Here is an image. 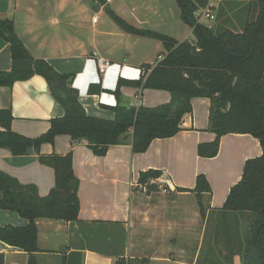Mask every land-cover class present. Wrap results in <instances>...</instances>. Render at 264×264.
Instances as JSON below:
<instances>
[{"label": "crops", "instance_id": "crops-1", "mask_svg": "<svg viewBox=\"0 0 264 264\" xmlns=\"http://www.w3.org/2000/svg\"><path fill=\"white\" fill-rule=\"evenodd\" d=\"M222 1L216 2L214 19H208L211 26L223 21L221 13L225 15L226 9L218 7ZM234 1L226 2L232 5ZM247 1L241 4V20ZM109 11L134 27L165 33L179 42L192 39L188 38L192 28L181 20L174 0H105L101 4L93 0H0V18L12 19L16 34L30 54L44 59L59 73L74 74L72 85L86 113L106 119L114 117L113 110L106 106H115L117 100L102 89H114L119 77L137 79L144 65H154L156 61L152 60L166 54L160 40L124 31ZM96 57L111 62L105 73L97 70ZM10 68L9 45L0 37V70ZM120 92V103L128 107H154L170 100V93L164 90L122 86ZM191 105L192 112L182 117V129L172 137L152 140L143 153L132 151L130 137L110 146L103 156L95 155L85 142H72L66 135L41 145L42 154L72 152L73 169L79 179V213L77 220L68 222L36 220L39 251L35 256L40 264H59L61 256L71 251L82 253V264H113L119 257L135 258L130 235L132 197L134 190H141L137 186L139 172L149 168L161 171L155 182L167 185L173 196L193 197L195 215L199 214L195 194L177 192L175 188L192 189L196 176L203 173L211 188V193L202 197L206 216L213 213L218 217L212 209L222 206L230 187L240 179L244 161L259 156L261 147L250 134L229 133L220 138L216 156H199L197 144L215 137L206 130L210 100L195 97ZM195 107L199 108V116ZM5 108H10L13 116L12 130L28 137L39 136L48 129L52 117L64 113L40 75L16 81L10 87L0 86V109ZM0 172L20 183L34 184L40 196L54 185L53 169L39 163L31 147L23 155H12L0 147ZM202 221L204 230L206 221ZM6 224L23 226L27 219L0 209V226ZM169 248L182 251L179 245ZM0 253L4 254V264H27V253L1 240ZM148 257L149 264H197L196 255L175 261L164 256ZM234 260L237 263L238 259Z\"/></svg>", "mask_w": 264, "mask_h": 264}, {"label": "trees", "instance_id": "trees-1", "mask_svg": "<svg viewBox=\"0 0 264 264\" xmlns=\"http://www.w3.org/2000/svg\"><path fill=\"white\" fill-rule=\"evenodd\" d=\"M174 1L181 20L192 28V40L179 42L164 33L134 27L109 11L124 31L158 39L166 49L154 65H144L137 79L119 77L114 89H102L117 100L115 106H106L114 112L112 119L88 115L72 85L74 74L59 73L44 59L34 58L16 34L12 19L0 18V37L8 43L11 58V68L0 70V86L10 87L16 81L40 75L47 82L50 95L64 110L63 115L49 120L45 132L28 137L12 130L10 108L0 109V147L12 155L26 154L31 147L39 163L51 167L54 174L53 187L40 196L34 184L20 183L0 172V209L27 219L23 226H0V240L27 253V264H40L35 256L39 251L37 219L68 222L77 220L79 213V179L73 169L72 152L42 154V144L66 135L72 142H85L95 155L103 156L110 146L130 137L132 151L143 153L152 140L172 137L182 129V117L192 112L191 99L195 97L210 100L206 130L215 134L213 140L197 144L199 156H216L220 138L229 133L250 134L261 147L259 156L244 161L240 179L230 187L222 206L212 209L218 213L214 221L206 216L202 203L203 194L211 193L203 173L196 176L192 189L175 188L177 192L194 193L200 217L206 223L214 222L211 238L215 247H209L199 264H235L234 258L239 264H264V0L247 1L240 30H233L222 20L214 26L199 23L194 11L205 5V0ZM122 86L164 90L170 93V100L154 107H126L120 103ZM161 174L154 168L140 171L137 186H142L146 195L157 191L159 183L154 180ZM162 188L170 191L167 185ZM231 212L243 215L232 216ZM238 218L244 223L242 230ZM220 241L224 248L215 252ZM81 258V252L71 251L61 256L59 264H82ZM148 260L119 257L113 264H147ZM0 264H4L3 253Z\"/></svg>", "mask_w": 264, "mask_h": 264}, {"label": "rangeland", "instance_id": "rangeland-1", "mask_svg": "<svg viewBox=\"0 0 264 264\" xmlns=\"http://www.w3.org/2000/svg\"><path fill=\"white\" fill-rule=\"evenodd\" d=\"M224 1L226 2L227 0ZM224 1L221 3H224ZM243 2L244 0H235L232 5L228 2L224 5H221V3L218 5L220 9H226L225 15L221 13L223 22L228 23V26L233 30H240L242 28L240 22L241 17H238V15L241 14L244 9V6L241 5ZM245 7L247 9V4ZM253 17L254 13L251 12L250 19ZM236 22H240L239 25H237L238 23L235 24ZM205 23V25L211 26V21L205 20ZM212 25H214V23H212ZM188 38L193 39V35L189 34ZM161 50L164 49L162 48ZM156 57L157 53H155V58ZM153 61H156V59L151 62ZM133 100H135V98ZM195 108L199 116V108ZM237 161L238 157H235L236 164ZM212 176L214 178L215 173H213ZM163 185L165 184L162 182L159 183L158 190L148 195H146L143 190L133 191V212L130 222L131 242L134 244L133 253L137 259H142L144 257L149 258L148 255H155L160 257L164 256L170 261L187 260V258L191 259V257L196 255L198 259H196V263L199 264L204 254L209 251V247H215V245L213 246L211 238L214 222H207L205 227L206 230H203L202 218H200L199 214L195 215L193 211V197L190 198V196L178 194L173 196L169 191L162 188ZM217 193L220 195L221 186ZM230 215L240 217L243 213L231 212ZM210 217L212 221H214L217 218V214L213 215L212 213ZM230 219H232L231 216ZM239 223H242L241 218H238V224ZM242 226H244V223L240 224L241 230ZM173 245H179L182 251L169 248V246L171 247ZM223 248V241H220L215 252H217L218 249L223 250ZM221 252L225 253L224 251ZM179 255L181 257H179ZM220 262L222 264L226 263L225 261ZM51 263L53 264V261H51ZM234 263L239 264V261H237V263L234 261ZM147 264H149V262H147Z\"/></svg>", "mask_w": 264, "mask_h": 264}, {"label": "built area", "instance_id": "built-area-1", "mask_svg": "<svg viewBox=\"0 0 264 264\" xmlns=\"http://www.w3.org/2000/svg\"><path fill=\"white\" fill-rule=\"evenodd\" d=\"M218 0H205V5L197 8L194 11V16L199 23L205 24V20L214 19V9ZM93 21H96V17H93ZM96 65L99 73H105L107 68L111 65V62L102 57H96ZM156 180H154L155 182ZM143 191L145 190L142 186H139Z\"/></svg>", "mask_w": 264, "mask_h": 264}, {"label": "water", "instance_id": "water-1", "mask_svg": "<svg viewBox=\"0 0 264 264\" xmlns=\"http://www.w3.org/2000/svg\"><path fill=\"white\" fill-rule=\"evenodd\" d=\"M124 106L128 107V105H124Z\"/></svg>", "mask_w": 264, "mask_h": 264}]
</instances>
